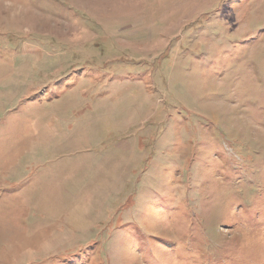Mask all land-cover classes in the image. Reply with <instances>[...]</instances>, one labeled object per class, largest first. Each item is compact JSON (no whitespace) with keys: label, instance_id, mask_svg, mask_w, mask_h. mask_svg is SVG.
<instances>
[{"label":"rangeland","instance_id":"1","mask_svg":"<svg viewBox=\"0 0 264 264\" xmlns=\"http://www.w3.org/2000/svg\"><path fill=\"white\" fill-rule=\"evenodd\" d=\"M0 264H264V0H0Z\"/></svg>","mask_w":264,"mask_h":264}]
</instances>
